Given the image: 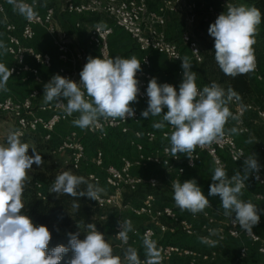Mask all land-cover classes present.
Here are the masks:
<instances>
[{"label":"built area","instance_id":"2783aa9c","mask_svg":"<svg viewBox=\"0 0 264 264\" xmlns=\"http://www.w3.org/2000/svg\"><path fill=\"white\" fill-rule=\"evenodd\" d=\"M151 0H62V12L76 14L79 16L108 17L112 21L110 26L94 24L88 28V46L98 50L101 58H110L109 39L113 34L114 26L122 28L131 36L136 46L143 53L141 59V70L137 73L140 81L139 98L148 100L146 89L149 81L153 78L152 55H164L169 61L176 62L177 67L174 75L183 79V69L181 67L184 49L190 53L189 61L192 64V71L203 61V53L200 47L197 34L193 31H183L180 40L171 38L167 31L168 13L184 15L189 24L196 22L200 12H204L202 33L206 39L214 44V38L208 33L209 26L215 22L217 17L226 12L228 7L237 6L231 0H211V2L201 0H159L154 7L150 6ZM25 3L34 6L27 0ZM8 7H12L8 0H0V29L3 31L8 44V54L11 58L10 68L14 69L12 77L23 85L30 86L28 95L22 99L7 93L0 96V113L8 116L14 121V131L22 133L21 138L30 134H41L45 141H54L55 150L53 153H66V166L70 170L83 171L87 178L98 186L106 188L100 193L99 206L106 211L108 208H118L127 210L129 216L116 219L113 226V240L120 249L133 245V242L142 241L146 233L151 234V238L157 241L158 248L162 249V264L182 260L186 264H213L217 257L216 250L202 251L193 247L159 239L157 231L162 234L168 232L175 233L178 227L186 237L207 238L213 244L231 239L240 243L239 251L235 258L221 264H243L251 256V249L255 248L259 255V260L254 264H264V238L255 230L246 232L232 223V219L220 220L216 215L215 206L210 202V206L201 212L202 222L198 225L189 219L179 215L180 208L176 204L161 203L157 196V189L163 184V179L159 177H144L133 173L134 167L146 168L156 166L168 171L174 170V175L166 182L173 192L172 183L180 181L187 169H194L206 153L212 160L214 167L222 166L228 178L235 174L229 172L230 165H243V161L248 157L246 149L241 146L235 136L226 131L225 137L218 143L201 148L197 147L193 154V161L182 155L173 157L166 148H170L169 139L165 133L172 132L171 125L165 131L158 133L153 129H142L138 127L142 111L135 109V117L128 120L101 119L99 128L82 129L83 133L77 130L69 131L66 134H58V127L68 121L78 117V113L67 116L64 105L57 101L49 103L39 102V86L43 83L42 68L54 69L55 58L47 52L39 51L35 46L37 40V29L43 28L52 38L56 48V60L58 62L57 74L70 78L79 83V73L87 62V48L85 46L73 47L71 45L69 33L62 30L57 22L56 10L47 7L43 13H37L33 19L29 20L20 15L21 21L11 20ZM82 24L78 21L74 29L79 30ZM264 58V49H261ZM257 54V53H256ZM255 56V68L257 58ZM261 80V77L258 76ZM164 83L173 85L179 90L177 82L167 79ZM198 89L203 87L196 81ZM210 86V85H209ZM227 93V91L225 90ZM230 111L238 119L233 120L239 135H247L250 132L247 120L252 117V121L259 123L264 128V103L248 102L242 103L237 97L229 102ZM50 111L48 116H43L41 112ZM102 129V130H101ZM112 133H118L127 139L130 147L139 152V156L131 159L126 155H119V164L107 163L105 152L101 147L94 152H88L86 139H91L97 143H103L109 139ZM164 141L161 146L157 145L158 140ZM146 145L153 147L152 153H147ZM261 169L260 179L250 176V181L255 187L254 198L259 203H264V164L259 163ZM37 194L45 198V192L41 183H36ZM141 189H146L143 198L137 202H127L125 193H137ZM246 190L245 187L242 191ZM174 193V192H173ZM241 198V197H240ZM245 201V199L241 198ZM246 202V201H245ZM258 226L264 225V212H260ZM133 218H144L148 221L142 229H134L130 232L127 244L117 237L119 232L118 221L130 220ZM196 217V216H195ZM106 219V215L101 216ZM166 222L170 223L168 225ZM142 261L145 257L140 258Z\"/></svg>","mask_w":264,"mask_h":264},{"label":"clouds","instance_id":"9594fccd","mask_svg":"<svg viewBox=\"0 0 264 264\" xmlns=\"http://www.w3.org/2000/svg\"><path fill=\"white\" fill-rule=\"evenodd\" d=\"M8 3L14 11L29 20L37 14L34 6L24 0H8ZM261 21L262 14L258 8L239 5L228 7L209 26L208 33L214 38L215 61L224 75L236 78L254 71L253 45ZM0 50L8 51L3 42H0ZM181 61L183 79L179 90L152 78L146 89L148 106L141 116L162 115V120L153 127L163 129L166 123L171 125L173 130L170 135L165 133L170 140V148L165 151L173 157L183 154L191 162L197 147L204 148L220 142L226 135L228 120L238 119L228 107L237 93L231 88L226 93L216 82L198 89L196 73L192 71L189 58L184 57ZM140 70L141 62L135 56L88 57L79 73V83L56 74L44 84V102L55 100L63 104L66 101V115L78 113L72 123L81 129L99 128L101 119L128 120L135 117L132 104L138 102L140 94V81L137 79ZM13 71L0 62V91H8L7 82ZM227 132L236 134L238 129L232 127ZM21 135L19 131H13L7 136L6 144H0V264H60L69 251L72 256L67 264H162L163 250L158 248L157 241L151 238L150 233L143 237V261L134 247H128L122 259L113 254V248L104 234L92 223L87 225L84 239H79L78 232L69 233V246L61 244L49 251L52 239L49 229L35 224L22 211L25 208L22 196L28 173L33 164L40 167L43 158L35 148H32L33 155H28L30 147L22 142ZM260 169L256 155L252 154L243 161V175L237 172L229 179L222 166L215 167L211 175L213 183L208 195L219 196L224 214L246 232H251L259 223L260 209L240 197L250 176L260 179ZM172 188L175 204L182 211L196 215L210 206L208 197L195 179L183 183L174 181ZM51 192L98 201L102 189L85 177L64 170L56 176ZM76 207L79 208V204ZM118 225L120 230L117 237L127 244L128 234L134 231L132 222L118 221ZM201 242L213 243L207 238H201Z\"/></svg>","mask_w":264,"mask_h":264},{"label":"crops","instance_id":"0c3cea01","mask_svg":"<svg viewBox=\"0 0 264 264\" xmlns=\"http://www.w3.org/2000/svg\"><path fill=\"white\" fill-rule=\"evenodd\" d=\"M31 3L36 4L35 10L36 12L43 13L44 10L47 7H53L56 10V18L57 22L60 26V28L66 32L69 33L71 45L73 47H81L85 46L87 48V58L88 57H98L99 52L96 48L88 46V28L94 24H99L102 26H110L112 25V21L108 17H96V16H79L76 14H67L62 12V0H27ZM195 1V0H194ZM156 3V2H155ZM152 5L151 7L155 6ZM9 11V17L11 20L15 21H21V17L18 14V12L14 11L12 7H8ZM172 14H179L172 13ZM80 21L82 26L79 30H75L74 26L75 24ZM170 20L167 19V25H166V31L168 35L173 38L174 40L179 41L181 34L175 33L171 31V28L169 29ZM0 42H3L6 47L8 44V41L3 33V31L0 29ZM259 43V42H258ZM110 44V58H115L117 56L122 58H131L132 56H135L140 62L143 56V53L139 50V48L134 43L133 39L129 34H127L122 28L114 26L113 34L111 35L109 39ZM260 44V43H259ZM35 46L39 51L50 53L55 58V67L52 70H47L42 68L43 73V83L39 86L40 96H39V102H44V84L49 82L51 78L56 75L58 62L56 60L57 51L53 44L52 38L48 35V33L43 28L37 29V40L35 41ZM259 54L261 52L259 51L260 45L256 47ZM184 55L186 57H190V53L187 49H184ZM0 62L4 63L6 66H10L11 58L8 54V52H3V50H0ZM152 70H153V78L157 79V82L160 84H164V82L167 79H173L177 82L178 88L180 83L182 82V79L177 78L174 75V71L177 67L176 62L169 61L164 55L161 54H153L152 55ZM7 88L8 91H0V96H5L7 93H10L14 95L17 98L22 99L26 95H28V92L30 90V86L21 84L18 80H16L13 77H10L7 82ZM147 101L144 99H141L138 97V102H135L132 104V107L134 109H137L139 111H144L147 109ZM164 111L166 112L167 109L165 108ZM43 116H48L50 114V111H43L41 112ZM162 120L161 116H149V118H143L141 117L138 122V127H141L142 129H153L157 131L158 133L165 131L168 128V124H165V128L163 129H156L153 127V125L157 122H160ZM73 120L65 122L61 124L58 129V134H66L69 131L77 130L80 133H83V130L77 126H74L72 123ZM235 138L237 139L238 143L243 146L248 156H251L252 154H255V150L251 148V145L244 139H242V136L238 134H233ZM257 140L256 138L254 139ZM88 143V152H94L96 148L101 147L106 156L107 163L112 164H119V155H126L127 157L131 159H135L139 156V152H137L136 149L130 147L127 143V139L118 134V133H112L108 140H106L103 143H97L96 141H93L91 139H86ZM170 143V141H169ZM164 144V141L161 139L158 140L157 145L161 146ZM147 153H152L153 147L150 145H146ZM92 150V151H91ZM264 150V149H262ZM183 155V154H182ZM256 155V154H255ZM256 158L259 163L264 164V153H261L260 155H256ZM231 168H234L235 172H240L241 175H243V165H230ZM215 167L212 163L211 158L206 154L203 153L201 161L198 163L197 167L194 169H187L185 174L182 176L181 180L182 183L185 180L189 179H195L197 181L198 186L201 187L203 193L205 196L208 197L209 201L215 206L217 211V217L220 220H227L230 217L226 216L224 214V209L221 205V200L219 196H209V187L213 183L211 179V175L213 174ZM133 173L139 176L144 177H159L164 178L165 181L170 180V178L174 175V170L168 171L164 168H159L156 166H149L146 168L142 167H134ZM250 180V178H249ZM241 198L245 199L246 202H251L254 205L260 209V212H264V203H259L254 198V192H250L248 190L242 191ZM136 202V201H134ZM161 202V201H160ZM163 204V202H161ZM179 215L182 218L189 219L192 223L198 225L202 222L201 212L193 215L187 210L180 211ZM196 216V217H195ZM168 223V222H167ZM145 227V226H144ZM143 227V228H144ZM253 229H255L263 238H264V225L263 226H254ZM164 240L169 242H174L178 244H182L184 246L193 247L198 250L202 251H211L216 250L218 252V257L216 261L213 264H221L223 261H230L234 256L237 255L239 251L240 243L238 241H232L231 239H227L226 241H220L216 244H204L201 242V238L195 236V237H186L183 233H164ZM142 242V241H141ZM142 251L145 253V250L143 248V243L141 244ZM237 248L238 251H235ZM224 259V260H221ZM259 260V255L257 254V251L255 248L251 249V256L248 261H246L247 264H254ZM167 264H173V263H167Z\"/></svg>","mask_w":264,"mask_h":264},{"label":"trees","instance_id":"16d2710c","mask_svg":"<svg viewBox=\"0 0 264 264\" xmlns=\"http://www.w3.org/2000/svg\"><path fill=\"white\" fill-rule=\"evenodd\" d=\"M211 2V0H202ZM245 6L256 7L261 11L262 21L257 29V42L260 43L259 54L257 49L254 53L257 58V66L254 71L240 75L236 78L224 75L215 61L214 44L208 41H202L200 44L203 61L195 68L196 81L204 88L216 82L226 91L231 88L237 93V98L242 103L263 102L264 103V63L262 61V51L264 49V0H239ZM261 77V80L258 79ZM254 98H257L253 101ZM46 148L50 151L55 150L54 141H46ZM68 170V169H66ZM64 171V170H62ZM62 171L55 172H38L31 180H27L23 192V202L25 208L22 210L37 225L46 226L51 232L52 239L49 244V251L58 246H69V233H79V228L84 232L88 231L89 223L95 224L99 232L103 233L107 242L113 248V254L123 259L124 250L118 248L113 239V226L115 220H112L106 214L104 208L100 207L96 200L87 197L73 198L68 195H57L51 192L52 185L58 174ZM73 174L85 177L90 183L86 174L81 171L69 170ZM41 183L45 192V198L37 194L36 183ZM94 184V183H93ZM146 191V189H141ZM126 198V197H125ZM128 202V200L126 199ZM79 204V208L76 205ZM106 215L102 220L101 216ZM79 239L81 237L79 236ZM72 252L69 251L61 260L60 264H67L71 258Z\"/></svg>","mask_w":264,"mask_h":264},{"label":"rangeland","instance_id":"374dc122","mask_svg":"<svg viewBox=\"0 0 264 264\" xmlns=\"http://www.w3.org/2000/svg\"><path fill=\"white\" fill-rule=\"evenodd\" d=\"M158 1L159 0H151L150 6L154 5V3ZM231 1L235 3L237 6L244 5L239 0H231ZM204 16H205L204 12H200V14L197 16L196 22L191 25L186 22L184 15L168 13L167 19H169L171 22L169 25V29L171 28L172 32H175L178 34H181L183 31H186V30L193 31L194 33L197 34L199 43L201 44L202 41H208L202 33ZM255 40H256V43L253 45V49H256V47L260 45L257 42L256 36H255ZM262 61L264 63L263 57H262ZM256 99L257 98H254L253 101H255ZM247 123L250 128V132L247 135H243V136L240 135V136H242V139L243 140L245 139L247 142L251 141V143L248 142L251 145V148L255 150L256 155H260L261 153H264V150H262L264 149V128L259 123L252 121V117L248 118ZM232 127H235V123L232 119H229L225 126V129L227 131L228 129H231ZM13 131H14V121L8 116L0 113V144H6L7 136L9 135V133ZM255 138L257 139L256 141L254 140ZM21 140L22 142L27 143L30 147L28 150V155L30 156L33 155L32 148H35L36 151L43 158V163L40 167H37V165L33 164L32 169L28 173V180H31L33 176L38 172L50 173V172L62 171L66 169L70 170L69 167L66 166L65 164V161L68 158L67 154L66 153H53L48 148H46L45 146L46 141L42 138L41 134H38V133L30 134L27 137L21 138ZM229 172L231 174H236L234 168H230ZM164 181L165 179L163 178V184L156 191L158 199L163 203L175 204V201L173 199L174 193L170 189L169 185L166 182L164 183ZM245 183H246V190L252 193L253 192L255 193L256 190L252 182L248 179L247 181H245ZM100 188L102 189V191L106 190V188L103 186H100ZM145 192L146 191L144 190H139L137 193L126 192L125 197L129 202L134 203V201L136 202L140 201L143 198ZM105 212L107 215L111 217L112 220H116L124 216H129V213L127 212V210H119L118 208H108ZM131 222H132L133 229H142L144 226L148 225V221L144 218L131 217ZM167 224L170 225V223H167ZM175 229H176L175 230L176 233H181V230L178 227H175ZM78 230L80 234L79 236L81 237V239H84L85 233L87 232H84L81 228H79ZM157 236L159 239L164 240V235H162L160 231L159 232L157 231ZM112 241L114 242L113 239ZM141 244H142L141 241H137V242H133V245L129 246V247H134L137 249L138 255L140 258L145 257V253H143L142 251ZM127 248L128 247L123 248L122 250H124L125 252ZM235 251H238L237 248ZM221 260H224V259H221ZM168 263L186 264V261L174 260ZM243 264H247V263L244 262Z\"/></svg>","mask_w":264,"mask_h":264}]
</instances>
